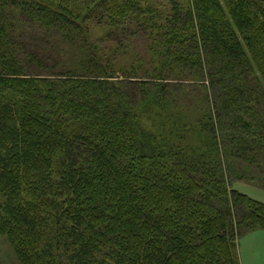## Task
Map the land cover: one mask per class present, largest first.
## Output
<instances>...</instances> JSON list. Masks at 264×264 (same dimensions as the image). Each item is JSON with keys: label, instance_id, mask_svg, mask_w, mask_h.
Returning <instances> with one entry per match:
<instances>
[{"label": "trees", "instance_id": "1", "mask_svg": "<svg viewBox=\"0 0 264 264\" xmlns=\"http://www.w3.org/2000/svg\"><path fill=\"white\" fill-rule=\"evenodd\" d=\"M75 1L0 0V236L21 264H241L264 0Z\"/></svg>", "mask_w": 264, "mask_h": 264}, {"label": "rangeland", "instance_id": "2", "mask_svg": "<svg viewBox=\"0 0 264 264\" xmlns=\"http://www.w3.org/2000/svg\"><path fill=\"white\" fill-rule=\"evenodd\" d=\"M91 0L75 1L79 9L84 8ZM95 36L100 37L103 34L101 25H96L93 28ZM117 37L119 33H114ZM104 37V36H103ZM144 37H139L137 42H134V47L143 45ZM102 40V39H101ZM40 49L39 47H37ZM254 167V166H253ZM238 169L235 172L232 180L233 187L240 191L249 194L250 196L264 202V183H259L256 180V175L253 169H246L243 164H236ZM243 177H250L252 180ZM238 251L241 264H264V229L257 228L253 231L246 232L238 240ZM0 264H21L16 254L14 246L6 235L0 236Z\"/></svg>", "mask_w": 264, "mask_h": 264}]
</instances>
